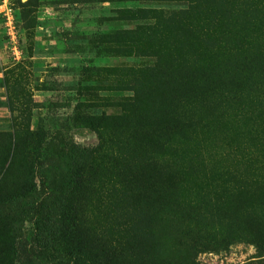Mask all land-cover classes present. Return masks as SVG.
<instances>
[{"label": "rangeland", "instance_id": "rangeland-1", "mask_svg": "<svg viewBox=\"0 0 264 264\" xmlns=\"http://www.w3.org/2000/svg\"><path fill=\"white\" fill-rule=\"evenodd\" d=\"M10 5L21 53L0 19V194L24 191L37 147L62 134L99 147L70 202L98 264L264 256V0ZM25 236L0 220V264H29Z\"/></svg>", "mask_w": 264, "mask_h": 264}, {"label": "trees", "instance_id": "trees-1", "mask_svg": "<svg viewBox=\"0 0 264 264\" xmlns=\"http://www.w3.org/2000/svg\"><path fill=\"white\" fill-rule=\"evenodd\" d=\"M77 118L96 130L93 115ZM60 140L57 148L51 146V138L37 147L24 191L0 194V220L9 224L15 235L29 236V246L24 248L29 252V264H98L78 246L70 202L79 172L99 147H79L62 134ZM239 264H264V256Z\"/></svg>", "mask_w": 264, "mask_h": 264}, {"label": "built area", "instance_id": "built-area-1", "mask_svg": "<svg viewBox=\"0 0 264 264\" xmlns=\"http://www.w3.org/2000/svg\"><path fill=\"white\" fill-rule=\"evenodd\" d=\"M0 19L9 37L12 53L18 58L21 53L18 45V29L16 28L14 12L11 8L10 0H0Z\"/></svg>", "mask_w": 264, "mask_h": 264}]
</instances>
